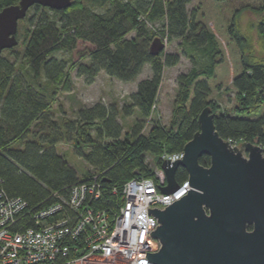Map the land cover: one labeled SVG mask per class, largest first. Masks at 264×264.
<instances>
[{
    "label": "trees",
    "instance_id": "obj_1",
    "mask_svg": "<svg viewBox=\"0 0 264 264\" xmlns=\"http://www.w3.org/2000/svg\"><path fill=\"white\" fill-rule=\"evenodd\" d=\"M19 0H0V10ZM106 11H96L85 0H74L70 7L52 9L34 6L29 26L19 44L0 55V180L10 196H20L29 209H38L67 198L81 179L75 167L60 154L56 145L75 140L76 151L100 173L104 193L98 207L112 205L121 187L134 176H154L146 161L148 153L184 149L200 129L199 114L210 106L220 135L238 144L251 141L264 145V55L257 58L249 37L241 30L235 13L229 21L220 6L222 0H96ZM256 8V7H255ZM261 18L253 22L264 53V0L257 7ZM167 18L169 40L179 39L192 67L181 72L179 91L169 126L155 120L148 131L143 128L167 66L180 61V54L161 51L155 55L150 46L158 34L142 19ZM252 23V22H251ZM135 31L133 37L128 35ZM78 41L89 42L81 61H69L57 55L72 51ZM259 50V51H260ZM150 64L152 72L141 80L130 95V103L121 109L102 102L82 107L77 118L60 122L54 117L50 100L40 89L44 77L55 88L71 89L69 68L94 82L104 70L110 77L132 81ZM232 85L238 96L234 112H215L211 96ZM54 93H56L54 91ZM138 111L131 132L124 133L120 112L126 116ZM95 130V136L91 130ZM80 145L91 146L84 151ZM211 158L203 154L199 162L208 166ZM177 181L188 178L179 166Z\"/></svg>",
    "mask_w": 264,
    "mask_h": 264
},
{
    "label": "water",
    "instance_id": "obj_2",
    "mask_svg": "<svg viewBox=\"0 0 264 264\" xmlns=\"http://www.w3.org/2000/svg\"><path fill=\"white\" fill-rule=\"evenodd\" d=\"M74 0H19L0 10V55L19 44V22L35 5L65 9ZM155 37L152 54L165 50ZM200 129L184 146V156L161 164L168 183L179 187L176 171L184 166L191 189L164 209L149 208L159 225L151 232L161 247L146 256L154 264H264V148L251 141L235 144L219 133L215 114L206 106ZM203 154L211 158L204 166Z\"/></svg>",
    "mask_w": 264,
    "mask_h": 264
},
{
    "label": "built area",
    "instance_id": "obj_3",
    "mask_svg": "<svg viewBox=\"0 0 264 264\" xmlns=\"http://www.w3.org/2000/svg\"><path fill=\"white\" fill-rule=\"evenodd\" d=\"M158 112L155 103L143 132L161 121ZM183 156L184 149L162 152L154 176L115 185L117 199L106 207L97 205L104 193L100 173L74 184L67 198L34 210L8 195L0 180V264H154L146 254L161 243L151 235L159 222L149 208L164 209L191 189L188 178L168 194L159 187L168 183L164 160Z\"/></svg>",
    "mask_w": 264,
    "mask_h": 264
},
{
    "label": "rangeland",
    "instance_id": "obj_4",
    "mask_svg": "<svg viewBox=\"0 0 264 264\" xmlns=\"http://www.w3.org/2000/svg\"><path fill=\"white\" fill-rule=\"evenodd\" d=\"M195 1L196 0H192L189 6H193ZM261 1L262 0H222L220 2L223 13L229 21L235 13L238 14V24L241 30L249 37L253 51L258 56L257 58L264 55L263 51L259 49V36L253 26V22L259 20L262 16L261 13L256 11L257 7L261 5ZM85 2L87 5L93 6L96 11H106L107 6L99 4L96 0H85ZM33 13L34 7L29 10L27 17L19 22L18 38L20 41V48L23 47L22 42L24 34L29 26L27 18H29V16ZM142 19L145 20L147 28L156 32L165 42V52H176L180 54V61L176 65L167 66L164 69L162 82L157 96L156 104L161 118L159 123L169 126L173 118V108L176 104L179 91L177 77L181 72L189 71L192 67V62L183 53L179 39L169 40L166 34L162 35L163 30L167 31V18L151 21L146 19L145 15H142ZM134 35L135 31H132L128 36L133 37ZM93 47L94 45L92 43L78 41L76 47L72 51H60L57 55L66 58L72 66V63L81 61L82 55L87 48ZM151 72V65L147 63L134 80L122 81L110 77L104 70H102L99 72L94 82L88 83L83 76L77 74V71L73 67H70V90L55 88L56 86L49 83L44 77L40 80V89L50 100L54 117L60 122H70L77 118V112L80 108L91 106L96 102H102L109 107L115 105L121 109L125 104L130 103V95L137 89L139 82L148 77ZM54 91L56 93H54ZM211 98L217 104L218 108L215 111L217 113L221 111L234 112V109L238 104L237 92L231 84L226 86L221 91L215 92ZM261 112H264V107ZM138 117L139 113L137 110L134 114L129 116H126L123 111L120 112L119 119L123 124L124 133L125 130L126 132H131V129ZM156 119H158V114H156ZM153 122L155 121L153 120ZM91 132L92 135L95 136V130L92 129ZM80 147L83 148L84 151H89L92 148V145H80ZM75 148V140H62L56 145L57 151L66 158L70 165L75 167L78 176L83 179L86 178L87 175L94 173L95 170L80 154L77 153ZM146 161L152 168H155L159 162V155L148 153Z\"/></svg>",
    "mask_w": 264,
    "mask_h": 264
}]
</instances>
